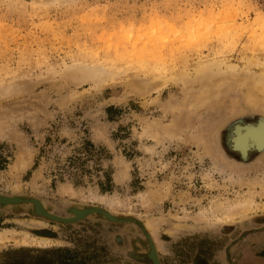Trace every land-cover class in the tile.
Here are the masks:
<instances>
[{"label":"rangeland","instance_id":"obj_1","mask_svg":"<svg viewBox=\"0 0 264 264\" xmlns=\"http://www.w3.org/2000/svg\"><path fill=\"white\" fill-rule=\"evenodd\" d=\"M205 60L241 75L195 83L190 107L164 116L162 101L183 97L178 79H195ZM91 67L111 76L77 84L75 71ZM263 72L264 0H0V127L34 149L11 183L18 144L0 141V196L16 200L0 202V264H156L153 249L161 264H250L264 253V145L237 140L264 122L250 78ZM153 78L169 80L159 99L134 87ZM155 117H188L198 141L158 142L147 129ZM205 135L220 159L202 156ZM63 184L82 193L62 196ZM250 189L249 216L210 214ZM91 191L128 207L113 211ZM96 208L105 213L65 222Z\"/></svg>","mask_w":264,"mask_h":264},{"label":"bare ground","instance_id":"obj_2","mask_svg":"<svg viewBox=\"0 0 264 264\" xmlns=\"http://www.w3.org/2000/svg\"><path fill=\"white\" fill-rule=\"evenodd\" d=\"M42 2H48L53 3L55 1H63L67 2L68 0H41ZM222 60V59H221ZM221 60H205L196 69V77L195 79L189 78L188 76H182V92L183 97L181 101L179 102L178 98L174 97L173 95H170V98H168V101L164 103L162 101V110L164 111V116L168 113H181L183 112V108L190 107V103L192 102V99L196 96V94L192 93V86L195 83H199L202 88L205 86L210 85V83L216 82L217 80L221 79V76L225 73L232 74L235 78L238 75H241V72H238L235 67L230 66L229 72H222V70H218L216 68H220L223 61ZM76 82L77 84L82 83L84 80H91L96 82L97 84L100 83L103 80L108 79L111 76V73L108 74V76L103 75V70L99 69V67H91L90 72L83 73L82 70H76ZM83 73V74H80ZM88 74V77H86ZM248 76V74H246ZM155 76V75H154ZM81 78V79H80ZM250 78L254 80L255 82V92L257 94H261L264 98V72L260 75L251 74ZM169 82V80H155L149 79L147 81L139 83L140 85L134 86L136 89H138L139 93L142 95L151 94V92H154L157 94V99H159L161 94V89L166 86V84ZM154 97V96H153ZM253 97V96H252ZM176 98V99H175ZM177 118V117H176ZM190 118V117H189ZM190 119L186 117V119L177 118L175 122L164 125L162 123L161 117H155L153 120H148L147 129L150 130L152 133H155V138L158 140V142H164L166 140H172L175 138H182L185 141H192L197 142L199 137L198 135H193V137L189 136L188 130L186 131V128L190 125ZM34 126V128H36ZM146 129V130H147ZM94 137L95 139H98L102 137L101 129L98 127L94 128ZM239 139L238 144L242 147H247L250 145V141H253L254 144L261 146L264 145V122H262L258 127L251 126L246 129L245 132H243L241 129L238 130ZM16 141L18 144V152L16 155V159L13 161V163L9 166V174L11 176V183L12 182H18L19 176L21 173L31 165L32 159L34 156V149L30 146H24L22 147L20 145V141L23 140L21 137V134H19L16 131L8 130L5 128V124H3L0 127V141ZM203 143L201 144L203 146V154L202 156L210 155L214 159H218V151L216 150V144L217 142L213 139H208L206 135L204 138H202ZM20 142V143H19ZM200 156V157H202ZM220 159V158H219ZM126 169L125 170H119L115 174V178L118 181H124L129 177L128 174V165L129 162H125ZM41 178L40 171H36L35 174L32 176L30 180V184L33 186H36L38 184V180ZM58 192L60 195L65 197H75L79 192L82 193V191L76 188L71 187L70 185H62ZM142 194V193H141ZM85 195V194H84ZM87 196V199L93 200V201H99L103 202L105 205H107L110 209L113 211H116L120 208H126L128 207L127 204H123L116 195L114 196H106L102 195L96 192H89ZM86 199V198H84ZM255 201V192L252 191V189L249 190L248 194L246 196H241V198L238 201L231 202L227 201L228 205L223 202L215 203L214 208L212 207V212L210 214L221 215L218 218L225 220L226 222H230L231 219H234L235 217H247L250 214V211L254 205ZM230 202V203H229ZM39 210H44V205L41 202H38ZM88 210H81L77 209L76 216L74 217H82L86 214ZM73 217V218H74ZM71 219V218H69ZM149 226H151V222H148ZM8 239L7 234L4 230H0V242H4Z\"/></svg>","mask_w":264,"mask_h":264},{"label":"water","instance_id":"obj_3","mask_svg":"<svg viewBox=\"0 0 264 264\" xmlns=\"http://www.w3.org/2000/svg\"><path fill=\"white\" fill-rule=\"evenodd\" d=\"M15 199L14 198H8V197H2V196H0V202H3V203H15ZM38 202H37V207H38ZM44 208V207H43ZM38 209H39V207H38ZM92 211H97V212H101V213H105L104 212V210H102V209H100V208H96V209H93V210H88L87 212H86V214L84 215V216H82V217H74V218H71V219H65V222H72V221H76V220H79V219H82V218H84L85 216H87L90 212H92ZM106 215L108 216V217H112V215L111 214H109V213H106ZM52 217V216H51ZM53 219H56V218H54V217H52ZM56 220H58V219H56ZM152 257H153V259H154V261H155V263L156 264H161L160 263V261H159V259H158V257H157V254H156V251H155V249H153V251H152Z\"/></svg>","mask_w":264,"mask_h":264},{"label":"crops","instance_id":"obj_4","mask_svg":"<svg viewBox=\"0 0 264 264\" xmlns=\"http://www.w3.org/2000/svg\"><path fill=\"white\" fill-rule=\"evenodd\" d=\"M253 261L256 262V264H264V253L261 255L259 254L258 257L254 256V258L250 261V264H252Z\"/></svg>","mask_w":264,"mask_h":264}]
</instances>
